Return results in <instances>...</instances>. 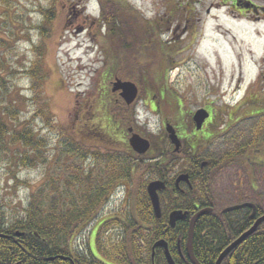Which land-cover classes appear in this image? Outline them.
<instances>
[{"label": "rangeland", "instance_id": "374dc122", "mask_svg": "<svg viewBox=\"0 0 264 264\" xmlns=\"http://www.w3.org/2000/svg\"><path fill=\"white\" fill-rule=\"evenodd\" d=\"M122 1L133 10L137 22L132 19L131 25L137 33L143 36L145 27L155 29L157 33L152 34L150 40L141 39L145 41L148 60L141 70L145 79L139 83L138 76L132 75L124 80L120 71L116 72L117 75L112 73V65L120 53L118 44L122 40L115 46L107 26L100 22L99 0H0V42L6 43L5 47H0V63L3 64L0 78L8 86L6 92H0V110L8 105L15 106L17 125H28L35 107L31 101V80L26 72L36 60L35 48H39L42 52L39 64L41 91L52 117L51 126L57 125L52 130L44 126L39 117L30 121L47 144L42 150V161L34 168L20 170L16 176L20 182L27 181L33 190L46 183L48 171L51 177L58 179L56 183L62 180L57 178L56 169L58 165L65 166L67 158L59 153L58 130L88 152L115 153L114 141L100 136L97 138L99 142H93L94 135L89 133L86 136L87 131L98 133L102 129L106 136L114 137L116 115L132 117L130 113L134 108L136 126L143 130L146 139L151 141L154 138L161 146L163 138L166 139L163 120L188 130L190 113L200 108L222 105L234 113L244 100L264 98V0ZM247 4L249 8H245ZM40 5L52 12L51 22L45 25H42L38 11ZM131 41L134 40L129 36L126 43ZM159 47L163 49L162 61L158 55ZM165 71L166 83L162 84ZM115 78L136 86L137 97L132 108L123 105L117 94L111 92ZM14 101L15 105L12 104ZM111 102L115 105L109 108ZM144 104L152 111L149 112ZM112 108L113 123L107 113ZM262 108L263 105L257 107L252 103L239 110L234 120L252 114L254 117L244 123L248 122L249 128H258L264 115L256 117L255 114ZM100 146H104V150ZM122 147L125 149L124 145ZM192 149L191 152L202 158L212 151L208 139ZM148 153L145 159L150 160L152 155ZM43 159L47 161L43 162ZM16 164L15 157H3L0 161V204L8 219L25 206L29 195V186L16 184L11 179L10 168H16ZM92 164L88 161L85 165L88 169ZM185 165L182 162L172 175L181 173ZM101 167L102 164L94 166L92 187H95V181L101 183L98 176ZM146 180L147 177L142 175V180L130 183L135 209L142 202V196L136 193ZM119 189L121 192V185ZM211 189L216 196L227 201L236 200L237 195L245 196L260 204L264 212L263 169L255 170L250 177L239 166H226L215 176ZM120 192L116 195L115 189L111 195L109 209L100 214L94 212L97 216L92 225L77 235L69 252H84L88 239L95 237L92 230L104 221L112 222L108 218L113 216L115 204L117 219L129 216L127 210H122L124 203Z\"/></svg>", "mask_w": 264, "mask_h": 264}, {"label": "trees", "instance_id": "16d2710c", "mask_svg": "<svg viewBox=\"0 0 264 264\" xmlns=\"http://www.w3.org/2000/svg\"><path fill=\"white\" fill-rule=\"evenodd\" d=\"M99 1L100 22L107 26L113 42H116L115 46L122 40L118 44L120 53L117 58L115 57L116 63L114 61L112 65L113 75H117L116 72L120 71V75L124 80H128V77L138 76L137 82H143L145 77L142 75L141 70L144 62L148 60V51L144 48L143 43L145 41H141V39L146 40L148 38L150 40L152 34H157L155 29L145 27L142 36V33H137L134 25H131L132 19L136 20L133 10L127 7L122 0ZM9 7L10 5H8ZM38 9L42 16V25L51 22L53 17L50 8H44L40 5ZM36 27L41 28L42 26ZM129 36L134 41L126 43ZM157 43L159 44V42ZM5 45L6 43L0 42V47H5ZM158 50V55L162 61L163 49L159 47ZM35 51L37 52L36 60L26 72L31 80L30 91L33 93L31 101L35 107L34 115L31 116L30 121L39 117L44 126L54 130L57 125L51 126L52 117L46 106L41 91L42 86L40 85L39 64L42 52L39 48H35ZM0 70H3V64L1 63ZM164 73L162 84L166 83V71ZM7 89V83L0 78V92L1 90L6 92ZM163 90L165 91V89ZM22 99L24 100V98ZM256 101L262 102L264 98ZM12 104L15 105L16 101ZM113 104L114 102H111L109 108ZM107 113L109 121L113 123V108L107 110ZM262 113H264V108L259 109L255 115L260 116ZM130 115L132 119L135 117L134 108H132ZM231 115L229 113V116ZM17 118L18 110L15 106L8 105L0 110V161L3 157H15L18 165L16 164V168H10L11 179L16 184L29 186V195L26 197L25 206L19 208L11 219L5 216L3 207L0 204V264H67L60 258L68 256L71 243L77 235L85 231L89 225H92L96 218L94 212H96L98 205L107 200L109 192L113 188L110 186L113 184L116 187L122 185L125 181L133 184L134 180H142V175H145L147 180L142 184L143 186H141L139 192L136 191V194L146 200V184L156 179L165 182L167 189L163 194H168L173 185L172 174H174L176 168L178 169L184 161L193 162L199 158L206 162L202 169L197 166L200 172L199 175L196 176L191 171L188 172V169L181 170V172L190 174L189 178L193 187L190 194L201 193L211 200L212 182L215 176L226 166H239L250 177H252L255 170H264V119L260 122L258 128L254 126L248 128L247 135L234 136L237 139L230 140L232 148L228 150V155H224L220 159L213 158L210 154L203 158L199 157L191 152L189 145H185L178 154H175L167 138H163L161 146L157 145L156 139H151L149 154L152 157L150 160L137 155H135L136 158H133L125 152H122L119 156H116L115 153H93L88 152V150L72 141L62 130H58L60 134L58 136L60 140L58 142V145H60L59 153L67 158L66 165H58L59 167L57 166L56 169L57 178L62 180L56 183L55 181L58 179L51 177L48 171L46 183L33 190L27 181L20 182L16 175L20 170L28 167L34 168L39 161H42V150L47 143L44 138L40 137V133L30 125V121H27V126L19 127ZM84 132L86 134V130ZM101 132L106 135L104 130L101 129ZM12 151L13 156H11ZM45 161L43 159V162ZM88 161L93 164L87 169L85 164ZM94 164L96 166L102 164L98 173L101 183L95 181V187H92L91 175L92 172H96ZM92 188H95V190L103 189L98 201ZM252 188L254 189L253 185ZM88 191L89 193L86 194ZM141 201L144 204L143 199ZM145 208V205L142 210L139 207L136 208L138 217L142 221L154 225L155 218L153 216H150V214L147 216L146 213L142 217ZM212 217V214H207L204 217L205 222L209 224ZM123 219L116 218V239L106 234L109 227L113 226V221H110L100 225L102 230L100 233L95 234V242L98 247L103 248V255L110 260L116 259L118 264H137L136 258L143 255L145 246H148L146 244L150 245L162 236L155 233H141L137 229L135 231L138 225L130 218L126 222ZM260 232L262 233L259 238H256V235L249 237L245 244V250L239 251V264L244 257L247 258V264H264V222L258 230V233ZM17 233L20 236L17 237ZM141 238L145 240H141ZM109 243H111L110 248L106 246ZM204 249L200 250L201 253L194 251L199 262L201 264H215L222 249L217 250L211 245H205ZM77 254V258H80L81 253ZM51 258L53 260L48 261ZM221 264H226V260Z\"/></svg>", "mask_w": 264, "mask_h": 264}, {"label": "flooded vegetation", "instance_id": "af4514ba", "mask_svg": "<svg viewBox=\"0 0 264 264\" xmlns=\"http://www.w3.org/2000/svg\"><path fill=\"white\" fill-rule=\"evenodd\" d=\"M114 94H117L118 99L122 100V98L120 97V92H115ZM254 102L255 101L244 100L238 107L235 108L234 113L230 112L231 110L229 109L222 108V105L209 106L203 108L208 111L209 118L205 121V123L202 125L201 130L199 131L195 130L194 125L192 123L193 113H190L191 124L188 130L184 129L182 126L177 127L176 125L175 127L166 120H163L162 122L163 126L169 124L174 128L175 133L181 143L180 151L184 148L185 145H189L191 150H193L192 147H194L195 150L198 145H201L203 141H206L208 139L212 148L210 156H212L213 158L216 157L217 159H220L224 155H228V150H231L232 148L230 140L233 141L234 139H237L234 136L247 135L246 128H249V124H247L248 122L244 123V121H248V119L253 118L254 115L250 114L251 116H249V114H245L237 120H234V117L236 116L239 110L244 109L245 107L249 106ZM123 103L125 102L123 101ZM144 105L149 109V112L152 111L146 104ZM256 105H264V101H256ZM229 113L232 115L229 116ZM263 114L264 113H262L260 116H263ZM113 126V134H115L114 137L108 135L106 136L102 132L97 133V131H87L86 136H88L89 133L94 135L95 138L93 139V142H99V139L97 138H99L100 136H104V138L114 141V144H116V148H114L116 156H119L122 152L127 153L133 158H136L135 155L139 156L130 148L128 143L132 135H139L142 138L146 137L139 125L136 126V121H134L132 117H119V115H116ZM125 144L127 145V147ZM122 145L125 146V149H123ZM100 147L104 150V146ZM100 147L99 150H101ZM146 156L147 155L145 154L139 157L147 158ZM184 162L186 163V165L182 167V170L188 169V172L191 171V173L195 174L196 176L200 174L199 170L197 169V166L200 169L205 166H202V163L205 162L199 158L197 160H194L193 162ZM188 172H181L178 173L176 176L172 177L173 185L172 188L169 190L168 194H163V192L167 189L166 184L164 190L157 192L160 207L159 218H157L154 213L149 197L146 196V200L142 197L144 204L143 202H141L138 205L141 210L144 205L146 207L145 213H142V217H144L146 213L147 216L148 214H150V216H153L155 218L154 225H150L149 223L142 221V219L138 217V211L135 209V196L133 194V190L131 189V184L125 181L126 184L121 185L123 189V198L121 201L124 203V208H122V210H127L126 214H129L128 218L133 220L135 224L138 225L137 228H135V231L137 229V231L141 233H155L162 236L157 238L150 245L146 244L148 246H145L143 255L136 258L137 264H192L186 252V242L188 237L189 225L191 219L197 213L203 210H210V212L201 215L196 220L193 228L192 249L193 255L198 264L201 263L195 255V250L197 251V253H201L202 251L200 250H205V245H211L217 250L222 249L219 254L220 256L225 249L235 243L243 234L248 232L260 218L264 216V212L261 210L262 208L260 204L253 201H249L248 199H246L245 196L242 195H237L236 200L234 201H227L225 198L216 196L212 192V189L211 200L209 198H206L201 193H195V195L190 194L191 191H193V187L191 185V181L189 178L190 174ZM181 174H185L188 176L189 183L180 182L178 185H176L175 180L177 176ZM151 181L159 180L156 179ZM149 182H147V184ZM110 187L113 188L112 190L111 188H109V190L111 191L109 192L107 200L103 201L101 205H98L96 209V211H98V214H100V212L102 211H105L106 209H109V200L111 195H113V193L115 192L116 185L113 184ZM102 190L103 189L95 190L97 201ZM177 211L184 214L185 217L175 222L172 226L170 224V215L173 212ZM112 212L113 216L108 219H112L113 228H109L106 234H113L111 238L116 239V218L119 217L116 216V204L113 207ZM207 214L213 215V217L209 221V224L206 223L204 220V217ZM128 218L123 219L122 217L125 222L129 220ZM261 224L257 226V228L252 234L247 236L243 241L238 243L231 251H229V253L221 261V263L226 260V264H239V251L245 250V244L247 243V239L249 237L256 235V238H259L260 234L262 233H258ZM100 229V226L96 227L95 230H92L91 234L98 233ZM141 240L145 239L141 238ZM158 241H162L163 243L159 246H156L155 244ZM107 247L110 248L111 243H109ZM102 250V247L97 246L95 242V237L92 239L89 238L87 247L84 252H81L80 258H77V253L71 251L69 252L67 257H62L60 258V260L66 262L67 264H118L116 263V259L110 260L109 258L105 257L102 253ZM240 264H247V258L244 257Z\"/></svg>", "mask_w": 264, "mask_h": 264}, {"label": "water", "instance_id": "95a60500", "mask_svg": "<svg viewBox=\"0 0 264 264\" xmlns=\"http://www.w3.org/2000/svg\"><path fill=\"white\" fill-rule=\"evenodd\" d=\"M245 8H249V4L245 5ZM117 91L120 92V97L123 99L126 105H131L136 100L137 88L131 82L115 79L114 82L112 83L111 92L114 93ZM208 117H209V114L206 110L204 109L197 110L192 117V121L195 125V130L197 131L201 130L203 123L205 122L206 119H208ZM165 131L167 133L168 140L174 147L173 152L178 153L181 148V143L175 133V130L173 129L172 126L167 124L165 126ZM128 143L131 149L139 155L145 154L150 148V143L148 142V140L140 137L139 135H132ZM204 165L205 163H202V166ZM180 182L189 183L188 176L185 174L179 175L175 180V184L178 185ZM164 189H165V184L161 181H152L147 185V195L151 201L154 213L157 218L160 217V207H159V200H158L157 192L162 191ZM207 212H210V210H203L197 213L190 221L188 237H187V242H186L187 244L186 252L192 264H198V262L196 261L193 255V249H192L194 224L201 215ZM184 217L185 215L182 214L181 212H178V211L173 212L170 215V224L173 226L175 222L183 219ZM262 222H264V216L260 218L248 232L243 234L235 243H233L230 247L225 249L224 252H222L221 255L219 256L216 264H220L221 261L224 259V257L229 253V251H231L238 243L243 241L247 236L252 234L257 228V226L261 224ZM16 236L18 237L20 236V234L17 233ZM162 243H163L162 241H158L156 242L155 245L159 246ZM52 260L53 258L48 259V261H52Z\"/></svg>", "mask_w": 264, "mask_h": 264}]
</instances>
